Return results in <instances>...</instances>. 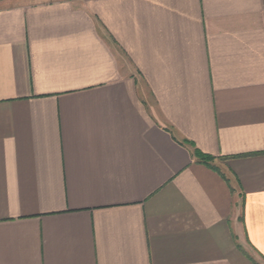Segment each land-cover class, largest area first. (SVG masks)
<instances>
[{
  "label": "crops",
  "instance_id": "0c3cea01",
  "mask_svg": "<svg viewBox=\"0 0 264 264\" xmlns=\"http://www.w3.org/2000/svg\"><path fill=\"white\" fill-rule=\"evenodd\" d=\"M0 264H264V0H0Z\"/></svg>",
  "mask_w": 264,
  "mask_h": 264
},
{
  "label": "trees",
  "instance_id": "16d2710c",
  "mask_svg": "<svg viewBox=\"0 0 264 264\" xmlns=\"http://www.w3.org/2000/svg\"><path fill=\"white\" fill-rule=\"evenodd\" d=\"M196 154H197L198 158H199L202 162H204V163L208 164L209 166L215 168V166H214V164H213V162H214V160H215V157H214V156H212V155H208V154H205V153H202V152H200V151H197ZM222 158H226V157H222Z\"/></svg>",
  "mask_w": 264,
  "mask_h": 264
}]
</instances>
